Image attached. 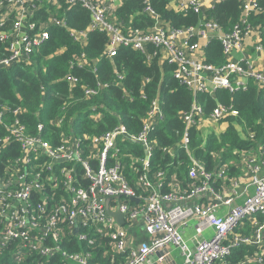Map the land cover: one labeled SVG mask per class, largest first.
Here are the masks:
<instances>
[{
  "label": "built area",
  "instance_id": "1",
  "mask_svg": "<svg viewBox=\"0 0 264 264\" xmlns=\"http://www.w3.org/2000/svg\"><path fill=\"white\" fill-rule=\"evenodd\" d=\"M116 1L0 0V70L35 68L36 57L50 40V29L59 28L80 47L87 44L89 33L104 34L108 58L120 48L140 52L149 61L158 53L160 62L174 66V79L194 97L217 89L233 95L245 90L249 82L264 90V68L255 70L248 63L231 60L233 53L244 49L245 39L254 29L250 18L260 12L256 0H240L239 21L227 33L212 22L204 21L198 28H173L156 18L152 29L127 34L112 16ZM203 4L204 0H176L177 9L199 17ZM46 5L51 7L45 9L46 19L35 18ZM76 5L89 14L85 30L70 29L64 14L58 16ZM210 39L221 46L225 60L221 66L194 57L198 40ZM150 47L155 48L154 54L148 52ZM254 50L264 57L260 40ZM63 51L58 49L54 55ZM68 66L63 77L68 98L77 90L80 100H92L117 80L122 87L118 74L110 84H80L81 79L71 71L90 66L85 55L73 56ZM90 68L95 75V68ZM69 104L47 126L39 114H33L37 120L33 131L26 122L27 108L0 106V264H29L30 260L35 264H88L91 250L108 253L104 245H97L99 241H107L114 253L107 264H149L158 252L171 255V247L179 251L182 264H219L225 263L234 247L264 248V137L256 151L242 154V174L234 180L227 178L224 166L208 172L189 149L192 128L199 131L205 124L238 117L231 106L217 105L203 118L202 108L193 103L188 112L179 115L184 126L180 146L188 159L186 181L182 182L176 174L168 179L164 170L151 167L156 146L148 134L165 120L157 100L149 104L137 134H131L121 122L101 134H77L71 128L64 132L65 123L72 125V118L67 120L65 114ZM90 111V122L102 120L103 113L97 108ZM130 144L143 155L128 153ZM107 211L122 215L124 224L119 226ZM247 222L251 236L229 237ZM188 227L197 239L194 246L184 240ZM130 230L139 233L131 235ZM74 244L80 251L68 250ZM259 255L237 263L264 264ZM120 257L125 258L123 262ZM153 262L163 264L160 259Z\"/></svg>",
  "mask_w": 264,
  "mask_h": 264
},
{
  "label": "trees",
  "instance_id": "2",
  "mask_svg": "<svg viewBox=\"0 0 264 264\" xmlns=\"http://www.w3.org/2000/svg\"><path fill=\"white\" fill-rule=\"evenodd\" d=\"M171 1L126 0L115 8L112 16L125 34L135 31L143 33L152 29L156 18L173 28H198L204 21L212 22L222 32L227 33L239 21L242 7L240 0H224L199 17L191 11L177 9L176 1L171 9ZM256 2L260 12L250 18V25L260 29V44L264 46V0ZM45 9L51 7L46 5L35 18L45 20ZM62 14L70 29L87 28L89 14L82 7L76 5L68 10L63 9L58 16ZM50 35L49 42L41 50L40 56L36 57L35 68L16 67L12 71L0 70V106L27 108L29 116L26 122L32 131L37 123L33 114H39L40 121L47 126L48 120L59 114L64 104L70 103L65 114L67 120L72 118V125L65 123L64 132L71 128L77 134H101L121 122L131 134H137L141 130V121L149 104L157 100L165 120L148 134L149 140L156 146L151 158V167L154 171L164 170L168 179L176 174L180 181L185 182L188 159L180 146L184 126L179 115L188 112L193 103L202 108L203 118L211 115L217 105L231 106L238 113V117L227 119V128L219 135L209 134L205 142L201 131L192 128L189 149L208 172H215L224 166L228 179L234 180L241 176L242 154L256 151L257 145L264 137V90L249 82L245 90L233 95L227 90L217 89L212 93H199L194 97L174 79V66L168 62H160L158 53L149 61L146 55L140 52L120 48L115 56L108 58L104 54L107 39L102 33H89L84 47L75 44L64 29L52 28ZM2 47L0 44V52ZM61 48H64V51L60 55H54L56 50ZM148 52L154 54L156 50L150 47ZM80 54L85 55L88 65L96 70L93 75L90 66L83 69L73 68L71 73L75 78L81 79L80 84L92 86L97 81L110 84L116 81L118 74L122 76V87L117 85V80L116 85L107 87L92 100H80L77 90H74L72 98H68V87L63 77L68 73V62L73 56ZM224 62L220 44L216 39H210L204 49L203 63L216 67ZM91 108H97L103 113L101 121H89L87 116ZM129 149L131 152L128 153L137 157L143 155L135 145L130 144ZM249 223H245L238 231L239 234L251 236L252 228ZM244 227L246 230L243 234ZM99 244L108 250L107 255L103 249L95 248L91 250L93 256L88 264H107L114 256L107 241H99L97 245ZM68 250L80 251V248L74 244ZM260 253L257 257L264 261V248L240 245L231 249L224 264H238L237 262L241 263ZM124 259L120 257L119 261L123 262ZM29 264L35 263L30 260Z\"/></svg>",
  "mask_w": 264,
  "mask_h": 264
},
{
  "label": "crops",
  "instance_id": "3",
  "mask_svg": "<svg viewBox=\"0 0 264 264\" xmlns=\"http://www.w3.org/2000/svg\"><path fill=\"white\" fill-rule=\"evenodd\" d=\"M175 1L176 0H172L170 2L169 7L171 9L174 7ZM125 2H126V0H117L114 3L112 8L115 9L116 7H118L119 5H121ZM211 7H212L211 0H204V4L202 6L203 15H205L206 12L208 10H210ZM259 40H260V29L258 27H254V29L250 32L248 37L245 39L244 49L239 53L238 52L233 53L231 56V60L233 62H241V63H245V64L248 63L255 70H263V68H264V57L261 54L255 52V50H254L255 44L258 43ZM206 43H207V41H203V40H198V42H197L198 48L194 54V57L197 58L198 60L202 61L204 58V49H205ZM223 131H221V132H223ZM185 234H186V237H189L188 231Z\"/></svg>",
  "mask_w": 264,
  "mask_h": 264
},
{
  "label": "rangeland",
  "instance_id": "4",
  "mask_svg": "<svg viewBox=\"0 0 264 264\" xmlns=\"http://www.w3.org/2000/svg\"><path fill=\"white\" fill-rule=\"evenodd\" d=\"M227 127V122L226 121H220L218 123H212V124H205L204 127H201L199 131H201L202 135H203V142L206 141V137L213 133V134H217L219 135L221 131H223L224 129H226ZM239 130V128H238ZM242 135V133H241ZM134 202H137V200H134ZM108 213V211H107ZM112 213V212H111ZM109 215V214H108ZM110 216V215H109ZM122 216V215H121ZM112 218H114L113 216H110ZM123 218V217H122ZM115 219V218H114ZM116 221V219H115ZM117 222V221H116ZM118 224V223H117ZM123 224H124V221H123ZM119 225V224H118ZM120 226V225H119ZM242 227L241 226H237L234 233L231 234L229 237L230 238H234L235 236H238L240 235L239 234V230L241 229ZM245 230H246V227H244V231H243V234L245 233ZM189 232V237H185L184 240L186 242L189 243L190 246H194L196 244V237L194 236V232H193V228L192 227H188V229L186 230ZM131 235H134L135 233H139V230L138 231H135V230H130L129 231ZM208 236V235H206ZM141 241L143 242H147V239L142 237V235H139ZM133 245L134 246H137L138 245V242L137 241H133ZM253 247V246H252ZM92 252V251H91ZM159 253V252H158ZM162 254L157 256V253L154 257H151L150 258V262L149 264H154L153 261H155L156 259H160L161 262L163 264H182V258L180 256V253L178 250L174 249L171 247V255H163L164 252H161ZM219 264H224V263H219Z\"/></svg>",
  "mask_w": 264,
  "mask_h": 264
},
{
  "label": "water",
  "instance_id": "5",
  "mask_svg": "<svg viewBox=\"0 0 264 264\" xmlns=\"http://www.w3.org/2000/svg\"><path fill=\"white\" fill-rule=\"evenodd\" d=\"M108 214H109L110 216H113V217L116 219L117 223H118L120 226L123 225V218H122V216H121L120 214H118V213H111L110 211H108ZM161 254H162V253L159 252V253H157V256H159V255H161Z\"/></svg>",
  "mask_w": 264,
  "mask_h": 264
}]
</instances>
